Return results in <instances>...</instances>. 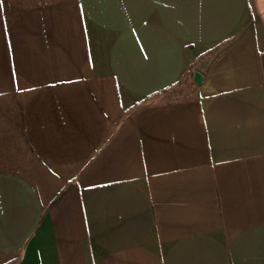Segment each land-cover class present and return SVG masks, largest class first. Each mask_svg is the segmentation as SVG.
Listing matches in <instances>:
<instances>
[{
	"label": "crops",
	"instance_id": "obj_1",
	"mask_svg": "<svg viewBox=\"0 0 264 264\" xmlns=\"http://www.w3.org/2000/svg\"><path fill=\"white\" fill-rule=\"evenodd\" d=\"M0 264H264V0H0Z\"/></svg>",
	"mask_w": 264,
	"mask_h": 264
},
{
	"label": "water",
	"instance_id": "obj_2",
	"mask_svg": "<svg viewBox=\"0 0 264 264\" xmlns=\"http://www.w3.org/2000/svg\"><path fill=\"white\" fill-rule=\"evenodd\" d=\"M194 80H195L196 84L201 85V83L203 81V76L200 73H195Z\"/></svg>",
	"mask_w": 264,
	"mask_h": 264
},
{
	"label": "rangeland",
	"instance_id": "obj_3",
	"mask_svg": "<svg viewBox=\"0 0 264 264\" xmlns=\"http://www.w3.org/2000/svg\"><path fill=\"white\" fill-rule=\"evenodd\" d=\"M173 97H177V95H173Z\"/></svg>",
	"mask_w": 264,
	"mask_h": 264
}]
</instances>
